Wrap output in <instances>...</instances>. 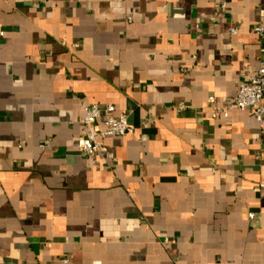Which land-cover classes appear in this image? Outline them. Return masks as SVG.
Wrapping results in <instances>:
<instances>
[{
	"label": "crops",
	"instance_id": "1",
	"mask_svg": "<svg viewBox=\"0 0 264 264\" xmlns=\"http://www.w3.org/2000/svg\"><path fill=\"white\" fill-rule=\"evenodd\" d=\"M261 9L0 0V264H264V128L212 116L264 59ZM91 104L133 127L96 157Z\"/></svg>",
	"mask_w": 264,
	"mask_h": 264
},
{
	"label": "built area",
	"instance_id": "2",
	"mask_svg": "<svg viewBox=\"0 0 264 264\" xmlns=\"http://www.w3.org/2000/svg\"><path fill=\"white\" fill-rule=\"evenodd\" d=\"M223 8L226 3H222ZM264 16V9H261ZM237 33L236 28L231 29ZM263 42L261 51L264 52V25L259 24L253 29ZM1 35L4 33L1 31ZM78 47V45H74ZM214 102V98H211ZM251 110L261 128H264V59L260 61L259 67L254 74L240 83L235 95L226 106L215 105L213 107L214 118L228 117L233 110ZM100 122L102 127H99ZM82 133L78 140V149L87 156L96 157L107 151V145L103 139L111 136H126L133 133V127L129 118L124 113H116L112 104H91L85 107L84 115L80 119ZM253 217V214H250Z\"/></svg>",
	"mask_w": 264,
	"mask_h": 264
}]
</instances>
